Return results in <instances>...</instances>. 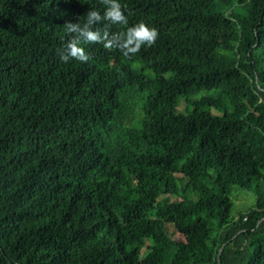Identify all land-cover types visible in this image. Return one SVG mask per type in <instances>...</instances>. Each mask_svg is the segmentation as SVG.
Returning <instances> with one entry per match:
<instances>
[{
    "label": "trees",
    "instance_id": "obj_1",
    "mask_svg": "<svg viewBox=\"0 0 264 264\" xmlns=\"http://www.w3.org/2000/svg\"><path fill=\"white\" fill-rule=\"evenodd\" d=\"M119 3L63 63L102 0H0V264H264V0Z\"/></svg>",
    "mask_w": 264,
    "mask_h": 264
},
{
    "label": "clouds",
    "instance_id": "obj_2",
    "mask_svg": "<svg viewBox=\"0 0 264 264\" xmlns=\"http://www.w3.org/2000/svg\"><path fill=\"white\" fill-rule=\"evenodd\" d=\"M106 9L101 15L99 11L90 10L86 13V22L72 23L66 21L63 27L69 36L63 48L57 49V55L61 62L68 63L76 60L87 63L91 57L82 46L84 44H102L105 49L119 50L125 57L138 54L142 46H153L159 36L158 30L149 27L143 22H139L131 27H126V31L111 33L105 27L103 30L96 28L97 24L108 21L111 24L127 26L128 18L119 0H102ZM126 7V6H125Z\"/></svg>",
    "mask_w": 264,
    "mask_h": 264
},
{
    "label": "rangeland",
    "instance_id": "obj_3",
    "mask_svg": "<svg viewBox=\"0 0 264 264\" xmlns=\"http://www.w3.org/2000/svg\"><path fill=\"white\" fill-rule=\"evenodd\" d=\"M178 110L183 111V107L180 106ZM228 191L233 201L232 216L237 217L239 213L246 212L254 204L255 199L252 194L240 191L235 187H230ZM173 235L174 239H178L179 236L177 234L173 233Z\"/></svg>",
    "mask_w": 264,
    "mask_h": 264
},
{
    "label": "bare ground",
    "instance_id": "obj_4",
    "mask_svg": "<svg viewBox=\"0 0 264 264\" xmlns=\"http://www.w3.org/2000/svg\"><path fill=\"white\" fill-rule=\"evenodd\" d=\"M65 10H66V8H65ZM78 17V16H77ZM100 26V25H99ZM64 31V30H63ZM48 40V39H47ZM52 40V39H51ZM54 40V39H53ZM56 46V45H55ZM87 52V51H86ZM99 59V58H98ZM93 61V60H92ZM94 63V62H93ZM93 65V64H92ZM130 107V106H129ZM133 108V107H132Z\"/></svg>",
    "mask_w": 264,
    "mask_h": 264
}]
</instances>
